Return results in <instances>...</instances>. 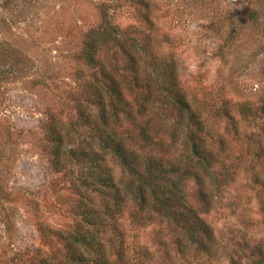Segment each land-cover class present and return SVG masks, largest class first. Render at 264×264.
Wrapping results in <instances>:
<instances>
[{"label":"rangeland","instance_id":"1","mask_svg":"<svg viewBox=\"0 0 264 264\" xmlns=\"http://www.w3.org/2000/svg\"><path fill=\"white\" fill-rule=\"evenodd\" d=\"M105 14L140 46L141 61L152 60V52L174 62L179 88L211 115L212 137L205 141L217 156L220 185L214 191L205 178L213 204L202 218L214 234L215 255H180L169 227L154 213L147 221L150 214L141 213L131 195L115 223L126 255L133 264H252L253 249L264 244V115L259 123L239 110L264 105V0H0V264L65 262V238L83 225L79 202L88 196L99 210V195L78 188L76 167H52L47 131L69 130L87 107L89 76L98 70L86 66L81 52ZM100 55L106 68L126 60L121 53L115 60L112 50ZM218 109L232 120H220ZM157 115L151 124L170 144V130ZM180 143L171 152L156 151L173 161L182 157ZM108 167L117 182L128 179L113 162ZM184 191L196 208L193 179Z\"/></svg>","mask_w":264,"mask_h":264},{"label":"trees","instance_id":"2","mask_svg":"<svg viewBox=\"0 0 264 264\" xmlns=\"http://www.w3.org/2000/svg\"><path fill=\"white\" fill-rule=\"evenodd\" d=\"M135 47L140 46H135L126 30L110 24L105 14L100 28L87 35L81 52L86 66L98 70L89 76L91 85L85 90L86 100L82 103L87 107H83L69 130L53 127L47 131L54 170H64L65 162L76 167L78 188L92 196L98 194L101 205L97 210L88 196L81 199L78 216L83 225L75 235L65 238L66 261L46 264H133L115 224L129 195L141 213L150 214L147 221L153 219L154 213L161 218V225L169 227L180 255L192 252L194 257L204 258L216 254L214 234L202 218L213 204L205 178L214 191L220 188L214 170L217 156L205 141V136H211V115H204L206 111L203 113L179 88L174 62L158 60L152 52V60L143 62ZM104 49L115 52V60L120 53L125 54L124 64L118 67L114 61L106 68L100 55ZM121 71H126L125 75ZM155 113L170 130V144L162 142L157 127L151 124ZM239 113L254 121L257 118L260 123L264 105L257 111L243 105ZM215 116L232 120L225 109L216 110ZM124 124H130V128L124 131ZM177 137L181 141H175ZM176 142H181L182 157L170 161L156 151L158 146L171 152ZM222 143L219 140L220 146ZM109 161L128 178L124 183L115 180ZM191 179L199 190L196 208L187 202L184 191V183ZM261 184L257 178L255 185ZM84 224L89 229L83 228ZM108 230L117 237H107ZM252 256L257 259L252 264H264V244L254 248ZM238 261L231 260V264H240Z\"/></svg>","mask_w":264,"mask_h":264}]
</instances>
